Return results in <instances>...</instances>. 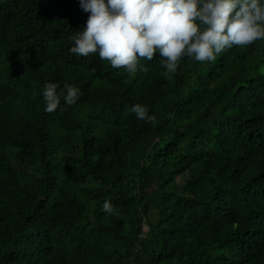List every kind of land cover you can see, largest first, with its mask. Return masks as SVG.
I'll use <instances>...</instances> for the list:
<instances>
[{
    "label": "trees",
    "instance_id": "16d2710c",
    "mask_svg": "<svg viewBox=\"0 0 264 264\" xmlns=\"http://www.w3.org/2000/svg\"><path fill=\"white\" fill-rule=\"evenodd\" d=\"M89 15L0 0V264H264V38L129 73L70 52Z\"/></svg>",
    "mask_w": 264,
    "mask_h": 264
},
{
    "label": "clouds",
    "instance_id": "9594fccd",
    "mask_svg": "<svg viewBox=\"0 0 264 264\" xmlns=\"http://www.w3.org/2000/svg\"><path fill=\"white\" fill-rule=\"evenodd\" d=\"M80 6L90 15L86 26L70 37L74 45L70 52L76 57L98 52L101 60L129 73L137 70L139 58L152 61L159 53L167 69L164 75L174 76L185 54L196 61H215L233 45L264 38L261 0H80ZM139 67L148 71L142 63ZM81 95L67 83L63 88L46 83L45 111L55 112L62 100L71 106ZM131 111L138 119L155 123L146 107L136 104ZM103 211L119 215L108 201Z\"/></svg>",
    "mask_w": 264,
    "mask_h": 264
},
{
    "label": "rangeland",
    "instance_id": "374dc122",
    "mask_svg": "<svg viewBox=\"0 0 264 264\" xmlns=\"http://www.w3.org/2000/svg\"><path fill=\"white\" fill-rule=\"evenodd\" d=\"M144 229H145L144 234H148V229H147V227H145Z\"/></svg>",
    "mask_w": 264,
    "mask_h": 264
}]
</instances>
